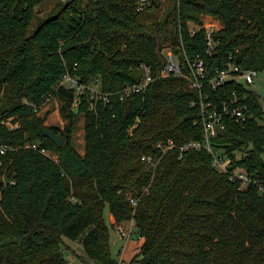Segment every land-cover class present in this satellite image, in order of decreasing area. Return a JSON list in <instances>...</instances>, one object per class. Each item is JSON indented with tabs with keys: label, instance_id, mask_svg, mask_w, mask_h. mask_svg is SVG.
Listing matches in <instances>:
<instances>
[{
	"label": "trees",
	"instance_id": "16d2710c",
	"mask_svg": "<svg viewBox=\"0 0 264 264\" xmlns=\"http://www.w3.org/2000/svg\"><path fill=\"white\" fill-rule=\"evenodd\" d=\"M43 2L0 0V144L13 149L0 163V264H69L65 240L95 264H117L106 206L112 228L134 222L140 245L127 264H264V117L257 96L232 81L216 91L245 94L253 116L244 124L227 118L212 143L259 182L240 189L212 169L206 151L180 152L203 139L200 94L179 76L158 77L156 45V33L165 40L169 27L171 50L188 72L185 57L204 55L201 26L209 19L220 24L218 45L206 58L209 73L228 64L262 71L264 0H166L163 9V0H58L29 35ZM142 65L153 81L122 101H95L88 91L77 97L61 84L69 75L112 94L138 83ZM46 99L61 103L63 127L44 125ZM79 118L82 154L72 142ZM43 129L60 135L62 146ZM168 140L175 146L162 154L157 144ZM26 143L56 158L23 149Z\"/></svg>",
	"mask_w": 264,
	"mask_h": 264
},
{
	"label": "built area",
	"instance_id": "2783aa9c",
	"mask_svg": "<svg viewBox=\"0 0 264 264\" xmlns=\"http://www.w3.org/2000/svg\"><path fill=\"white\" fill-rule=\"evenodd\" d=\"M137 10L140 11L141 8H138ZM194 27L195 28L191 32L192 35L196 33L197 29V26ZM219 28L220 24L215 21H203L201 29L204 30L205 52L204 55L199 53L195 54L191 59L185 57V65L188 69V72L182 71L184 69L180 67V61L172 52L171 48L167 51L162 50L159 52L163 66L158 72V77L165 78L171 75L179 76L188 82L191 89L197 90L200 94L198 106L201 113L203 139L199 142L191 141L184 144L180 147V152L187 150L206 151L211 157V167L213 170L227 175L232 182H236L239 185L240 189H246L251 185H258L259 182L255 175L249 173L246 168L235 164V162L228 157L226 149H215L212 143L226 129L227 118L232 119L236 123L244 124L251 120L253 116L250 114L248 105L245 102V94L239 96L236 91H233L229 97L225 98L221 95H218V93L216 94V91L231 81L243 85L244 87L245 85H250L253 83L258 71L253 69L242 70L240 67L234 64H228L225 68L215 69L209 73L206 66V58L210 57L214 53L215 48L218 45V41L215 40L214 36ZM141 69L144 71V75L138 83L131 86H126L121 91L112 94L102 93L99 87H96V85H98L97 82H94L92 85L84 86L78 84L76 80L69 75L64 76L61 84L66 86L64 83L67 82L68 85L66 87H74L76 89L77 97L88 91L91 93V98L95 101L109 103L112 96H117V98L122 101L125 97L131 94L140 93L147 87L149 83L153 81L149 68L142 65ZM213 94L214 96L212 97ZM47 102L48 100L46 99L42 105V108ZM76 103L77 101L75 100L74 105ZM91 107H93V105H91ZM195 124L196 122H194V125ZM16 127L17 124L10 126L11 129ZM174 146L175 144L172 140L159 142L157 144V147L160 149L162 154L170 151L172 148H174ZM22 148L39 151L50 158H56L51 156L48 151L40 149L37 144L26 143ZM9 150L13 149L7 145L0 144V163L2 157ZM235 155L236 160L241 159L239 152H236ZM142 161L151 164L153 167H155L157 164L150 156L142 157ZM260 190H262L261 187ZM131 204L135 206L136 201L132 200ZM133 229L134 222L131 220L128 223L127 228L117 226L115 231L121 239L129 241L133 237ZM117 264L127 263L119 259Z\"/></svg>",
	"mask_w": 264,
	"mask_h": 264
},
{
	"label": "rangeland",
	"instance_id": "374dc122",
	"mask_svg": "<svg viewBox=\"0 0 264 264\" xmlns=\"http://www.w3.org/2000/svg\"><path fill=\"white\" fill-rule=\"evenodd\" d=\"M57 0H45L42 4L37 6L35 8L37 15L36 18L33 20L31 27L29 29V35L35 30L36 28V20L39 18L46 17L51 10L56 5ZM166 0H163L162 3V9L165 7ZM207 22H209V19H205ZM218 23V22H217ZM219 24V23H218ZM189 27L191 29L195 28L193 24H190ZM169 31L170 28L168 27V30L166 32L167 39L164 40V33L162 31H159L157 34V49L158 52H161L162 50H169L171 48L172 42L169 37ZM66 86L68 85L67 82L64 83ZM98 87V85H96ZM247 90L253 92L256 96H260V98H257L259 108L263 114L264 117V70L259 71L255 79L253 80V83L250 85H245ZM61 106V103L57 99H51L48 100V102L43 106L40 114H43L47 112L46 119L44 122V125L50 126V125H58L60 127H63L65 125V121L62 119L59 107ZM72 142L76 150L79 152V154L83 153L84 149V132H83V119L79 118L75 124V130L72 134ZM55 157L54 155H52ZM103 219L105 224L110 228L109 229V252L113 259L119 260L121 257V254L124 255V262H129L132 257L138 252V248L140 245V241L136 238L132 237L131 240L128 242L126 240H123L120 238V236L116 233L115 229L116 227L112 228L110 226V213L108 210V207L106 206L103 211ZM123 228H127L128 224L125 226H121ZM129 244L126 248V244ZM62 253L67 259L69 264H95L91 261H89L86 256L84 255V252L81 248V246L77 242H71L68 240L63 241L62 243Z\"/></svg>",
	"mask_w": 264,
	"mask_h": 264
},
{
	"label": "water",
	"instance_id": "95a60500",
	"mask_svg": "<svg viewBox=\"0 0 264 264\" xmlns=\"http://www.w3.org/2000/svg\"><path fill=\"white\" fill-rule=\"evenodd\" d=\"M257 98H260V96L258 95ZM42 135L53 142L57 147H61L64 143V139L51 130L43 129Z\"/></svg>",
	"mask_w": 264,
	"mask_h": 264
},
{
	"label": "crops",
	"instance_id": "0c3cea01",
	"mask_svg": "<svg viewBox=\"0 0 264 264\" xmlns=\"http://www.w3.org/2000/svg\"><path fill=\"white\" fill-rule=\"evenodd\" d=\"M57 1H58V0H57ZM110 224H113V219H112V217H111V216H110ZM127 242H128V241H127ZM128 245H129V244L127 243L125 247L127 248V247H128ZM123 258H124V255H123V254H121V257H120V259H121L122 261H124V260H123Z\"/></svg>",
	"mask_w": 264,
	"mask_h": 264
}]
</instances>
